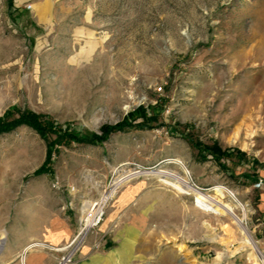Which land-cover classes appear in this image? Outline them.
<instances>
[{"label":"rangeland","instance_id":"obj_1","mask_svg":"<svg viewBox=\"0 0 264 264\" xmlns=\"http://www.w3.org/2000/svg\"><path fill=\"white\" fill-rule=\"evenodd\" d=\"M13 107L78 137L139 107L151 120L91 144L25 125L0 134V245L46 216H66L74 235L117 177L163 169L236 207L262 256L230 216L152 174L116 188L81 250L106 242V214L133 187L146 223L129 264H264V0H0V117Z\"/></svg>","mask_w":264,"mask_h":264},{"label":"crops","instance_id":"obj_2","mask_svg":"<svg viewBox=\"0 0 264 264\" xmlns=\"http://www.w3.org/2000/svg\"><path fill=\"white\" fill-rule=\"evenodd\" d=\"M259 192L258 211L264 224V186ZM137 188L120 192L100 227L106 242L97 252L90 250V242L78 255L75 264H129L142 248L145 236V213L130 207ZM116 226H112L115 222ZM75 227L66 216H47L31 229L9 232L5 244L0 245V264H54L60 253L53 250L67 243Z\"/></svg>","mask_w":264,"mask_h":264},{"label":"bare ground","instance_id":"obj_3","mask_svg":"<svg viewBox=\"0 0 264 264\" xmlns=\"http://www.w3.org/2000/svg\"><path fill=\"white\" fill-rule=\"evenodd\" d=\"M233 143H235V141H233ZM147 174H150V175L152 174L153 176H156V178H160V181L162 183H164V185L171 187L172 189L176 190L180 194L188 195L194 191L193 187L186 180V177L179 176L177 174L171 173V172L163 170V169L155 170L152 172H144V173H142L140 171H129V172L124 173L123 175L117 177L116 180L112 183L113 185L111 186L109 191L106 192L105 194H103V196L97 202H92L91 204H89L88 209H87V213H86L88 215L86 218L87 219L86 222L91 223L92 222L91 219L98 218L100 215H102L101 213H103V211H102L101 207L105 203H108V201L110 202V199L112 198V196L116 192V188L119 185H121V183L125 182L126 180H129L132 177H136L138 175H147ZM216 189L219 191H222V190L227 191L230 196H233L228 190L223 189V187H218ZM211 190H214V188L213 189L211 188ZM197 198L199 199V201H201L203 203L202 209L204 212H208V213H211L214 215H225L226 214V215L230 216L234 220L238 229L240 230V233L242 235L243 244L245 246L253 248L254 251L258 255L262 256L261 253L259 252L254 240L252 239V237L249 235V233L246 231L245 227L243 226L242 220L236 216V214H235V208L236 207L234 208L232 205L223 202L222 200L218 199L216 196H212V195L205 193V192L197 193ZM104 209H105V207H104ZM94 250H96V249H94ZM56 251L59 253H62V252H65V248L58 249ZM80 252H81V249L78 251V253H80Z\"/></svg>","mask_w":264,"mask_h":264},{"label":"trees","instance_id":"obj_4","mask_svg":"<svg viewBox=\"0 0 264 264\" xmlns=\"http://www.w3.org/2000/svg\"><path fill=\"white\" fill-rule=\"evenodd\" d=\"M137 118H141L139 123H133L137 120ZM151 118L147 116L145 109L142 107L137 108L136 110L130 112L128 114L127 119H125L122 123H119L114 126H103L100 131L101 135H93L90 137H78V135L74 133H69L67 131L56 130V128L52 125V123L48 121H43L42 116L33 112H25L20 109L13 107L8 109L1 117H0V134L10 132L19 126H28L33 129L39 136L46 139V137L50 135H56L59 142H76V143H84L91 144L96 143L102 140H105L107 136L111 132L122 131L125 127H135L137 129L150 127ZM209 152L213 155L219 153V151L215 147H206ZM50 151H48L46 160L50 159ZM43 167L41 168V170Z\"/></svg>","mask_w":264,"mask_h":264},{"label":"built area","instance_id":"obj_5","mask_svg":"<svg viewBox=\"0 0 264 264\" xmlns=\"http://www.w3.org/2000/svg\"><path fill=\"white\" fill-rule=\"evenodd\" d=\"M190 185L193 187V192H191L190 194L186 195V194H182L185 196H191L192 197V203L193 205L199 209L202 210V205L203 203L201 201H199V199L197 198V193L200 192H205V190L203 188L198 187L197 185H195L192 180L190 179ZM262 186H264V181L262 180H258L257 183H255L254 187L257 189H260ZM106 204V203H105ZM105 204L101 207L103 213H101L102 215H100L98 218H93L91 219L92 222H86V218H87V214L85 215V217L82 219V221H80V227L79 230L72 236V238L70 239L69 243L62 247V248H53V250H58V249H63L65 248V252H62L63 255L58 259L57 264H71L73 262L74 256L78 253V251L81 249L82 245L85 243V240L87 238V236L89 235V233L92 231V229L98 227L100 225V223L102 222L103 216H104V207ZM103 241L101 240L99 243L96 244V247L94 249H99L102 245Z\"/></svg>","mask_w":264,"mask_h":264}]
</instances>
